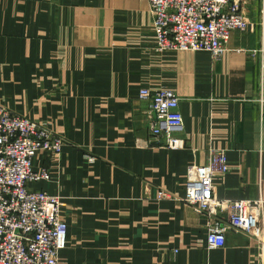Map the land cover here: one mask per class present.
Here are the masks:
<instances>
[{
    "label": "crops",
    "instance_id": "1",
    "mask_svg": "<svg viewBox=\"0 0 264 264\" xmlns=\"http://www.w3.org/2000/svg\"><path fill=\"white\" fill-rule=\"evenodd\" d=\"M243 12L252 29L215 60L158 52L148 0H0V104L64 140L34 160L53 179L31 185L62 199L58 264H264V241L231 229L209 250L228 212L209 220L183 201L187 169L223 150L214 197L264 202V0ZM142 88L179 97L184 148L153 142Z\"/></svg>",
    "mask_w": 264,
    "mask_h": 264
},
{
    "label": "built area",
    "instance_id": "2",
    "mask_svg": "<svg viewBox=\"0 0 264 264\" xmlns=\"http://www.w3.org/2000/svg\"><path fill=\"white\" fill-rule=\"evenodd\" d=\"M248 0H148L158 52H204L219 60L230 51L232 33L252 29L243 8ZM139 98L150 104L149 130L153 142L170 150L185 147L180 99L167 88H142ZM64 140L48 124L16 115L0 104V264H58L67 248V224L60 196L31 185L51 181L47 169L36 170L40 153L59 156ZM225 151L187 169L183 201L209 220L227 211L228 224L216 222L207 234V248L226 245L228 229L264 241V202L225 201L214 197V179L229 173ZM157 200L171 194L159 190ZM176 253V252H175Z\"/></svg>",
    "mask_w": 264,
    "mask_h": 264
}]
</instances>
